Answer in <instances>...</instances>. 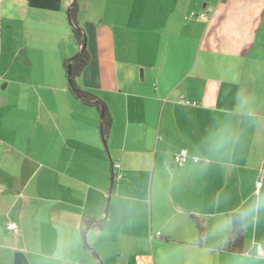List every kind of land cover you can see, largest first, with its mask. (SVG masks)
<instances>
[{
	"label": "crops",
	"instance_id": "0c3cea01",
	"mask_svg": "<svg viewBox=\"0 0 264 264\" xmlns=\"http://www.w3.org/2000/svg\"><path fill=\"white\" fill-rule=\"evenodd\" d=\"M73 1L0 0V264H264V210L241 212L264 196V0H76L106 145L64 67Z\"/></svg>",
	"mask_w": 264,
	"mask_h": 264
},
{
	"label": "trees",
	"instance_id": "16d2710c",
	"mask_svg": "<svg viewBox=\"0 0 264 264\" xmlns=\"http://www.w3.org/2000/svg\"><path fill=\"white\" fill-rule=\"evenodd\" d=\"M78 3L76 0L70 5L67 11V19L71 26V30L73 32L75 41L79 46L78 52L73 55L72 57L68 58L64 62V67L67 70L70 68V73L68 74L69 77V88L71 92L82 101L83 104L94 106L100 112V133L102 142L106 145V140L110 132V128L112 125V118L108 107L106 104L94 93L81 88L77 82L76 77L81 73L84 67L88 64L90 60V53L87 48V38L84 30L80 27L78 23ZM94 219L88 218L85 220V226H98L102 225V222L93 221ZM243 241V236L240 233H236L229 237L228 246L230 249L238 251L241 249V244ZM85 246L87 244L85 243Z\"/></svg>",
	"mask_w": 264,
	"mask_h": 264
},
{
	"label": "clouds",
	"instance_id": "9594fccd",
	"mask_svg": "<svg viewBox=\"0 0 264 264\" xmlns=\"http://www.w3.org/2000/svg\"><path fill=\"white\" fill-rule=\"evenodd\" d=\"M209 147L210 151L216 155L226 154L231 147L233 142V137L230 131L221 130L219 132H214L209 136ZM264 210V196H257L254 200L250 201L241 212L246 217H253L258 212ZM222 228L223 225L218 226Z\"/></svg>",
	"mask_w": 264,
	"mask_h": 264
},
{
	"label": "built area",
	"instance_id": "2783aa9c",
	"mask_svg": "<svg viewBox=\"0 0 264 264\" xmlns=\"http://www.w3.org/2000/svg\"><path fill=\"white\" fill-rule=\"evenodd\" d=\"M192 16H197V15L192 14ZM201 16L205 17V14H201ZM189 157H190V155H189L188 151L186 149L181 148L174 153L172 163L174 165H183L188 160ZM192 160L194 162L199 161V159L195 156L192 157ZM261 182H262L261 178H259V180L256 182L257 187L260 186ZM5 226H6V229L13 234H17L19 231L18 227L10 221H6Z\"/></svg>",
	"mask_w": 264,
	"mask_h": 264
},
{
	"label": "water",
	"instance_id": "95a60500",
	"mask_svg": "<svg viewBox=\"0 0 264 264\" xmlns=\"http://www.w3.org/2000/svg\"><path fill=\"white\" fill-rule=\"evenodd\" d=\"M70 73V68H68V74ZM232 219V229L237 230L242 226V214L240 212L231 213ZM14 264H29L24 253L21 251H16L14 253Z\"/></svg>",
	"mask_w": 264,
	"mask_h": 264
}]
</instances>
